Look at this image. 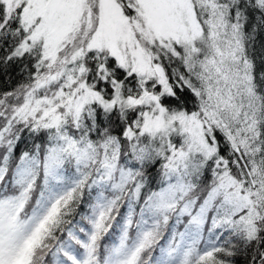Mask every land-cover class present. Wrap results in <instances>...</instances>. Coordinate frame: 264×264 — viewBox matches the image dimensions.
Instances as JSON below:
<instances>
[{
    "label": "snow or ice",
    "instance_id": "snow-or-ice-1",
    "mask_svg": "<svg viewBox=\"0 0 264 264\" xmlns=\"http://www.w3.org/2000/svg\"><path fill=\"white\" fill-rule=\"evenodd\" d=\"M262 29L264 0H0V264H264Z\"/></svg>",
    "mask_w": 264,
    "mask_h": 264
},
{
    "label": "trees",
    "instance_id": "trees-1",
    "mask_svg": "<svg viewBox=\"0 0 264 264\" xmlns=\"http://www.w3.org/2000/svg\"><path fill=\"white\" fill-rule=\"evenodd\" d=\"M262 46H264V29L261 30L260 35H258V37H257V41H256V44H255V47H256V55H259L260 54L261 49H262ZM2 54L3 53L0 52V55H2ZM172 67H180V66H179V63L177 62ZM172 67H169L167 69L168 74L170 76H171V73H172ZM9 71L11 73V76L4 75V74L0 73V91H4L5 89H11V88L15 87L16 84L20 80L19 75L16 73V71L14 69H10ZM180 71H183V68L182 67H180ZM185 99L188 101V108H189V110H192L194 108V104H195V97H193L190 92H187L186 91V93H185ZM217 135L219 136V133H217ZM83 211H87V206L86 205H85ZM121 211L123 212V209ZM77 218H79V217H77ZM117 219L119 220L120 218L117 217ZM114 239H115V235H113L112 233H110L109 235L105 236V238L101 241V243L102 244H109Z\"/></svg>",
    "mask_w": 264,
    "mask_h": 264
}]
</instances>
